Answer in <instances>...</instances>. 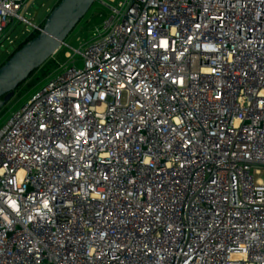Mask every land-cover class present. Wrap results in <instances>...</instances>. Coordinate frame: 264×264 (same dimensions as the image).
<instances>
[{"label":"built area","instance_id":"built-area-1","mask_svg":"<svg viewBox=\"0 0 264 264\" xmlns=\"http://www.w3.org/2000/svg\"><path fill=\"white\" fill-rule=\"evenodd\" d=\"M105 5L0 127V264H264V0Z\"/></svg>","mask_w":264,"mask_h":264},{"label":"rangeland","instance_id":"rangeland-1","mask_svg":"<svg viewBox=\"0 0 264 264\" xmlns=\"http://www.w3.org/2000/svg\"><path fill=\"white\" fill-rule=\"evenodd\" d=\"M61 0H36L29 9V14L26 16L27 21L34 24L32 27L24 22L16 23L10 33V40L5 41L0 46V66L7 61L8 57L32 34L35 27L40 26L46 18L51 14L52 10ZM126 0H98L91 8L87 16L81 21L77 28L72 32L66 41V46L63 47L53 59L47 62L40 70L35 73L33 78L27 82L25 86L18 89L15 97L2 110L0 114V127H2L12 115L19 110L30 100V93L41 86L44 81L55 73L59 66H65L69 63L67 55H71L72 59L79 60L76 51H79L96 33V30H101L105 22L111 17L112 11L105 5L108 2L111 8L117 9L120 3ZM78 67H82L78 63Z\"/></svg>","mask_w":264,"mask_h":264},{"label":"water","instance_id":"water-1","mask_svg":"<svg viewBox=\"0 0 264 264\" xmlns=\"http://www.w3.org/2000/svg\"><path fill=\"white\" fill-rule=\"evenodd\" d=\"M98 0H61L39 35L0 68V112L30 76L66 46V41Z\"/></svg>","mask_w":264,"mask_h":264},{"label":"trees","instance_id":"trees-1","mask_svg":"<svg viewBox=\"0 0 264 264\" xmlns=\"http://www.w3.org/2000/svg\"><path fill=\"white\" fill-rule=\"evenodd\" d=\"M61 2V1H60ZM59 2V3H60ZM59 3H58V5H59ZM57 5V6H58ZM57 6H55L54 7V9L57 7ZM53 9V10H54ZM52 10V11H53ZM49 17V16H48ZM47 17V18H48ZM47 18H46V20H47ZM46 20L40 25V26H38L37 28L38 29H34L33 30V32H32V34H30V36L12 53V55H10L9 57H8V59H7V61L17 52V51H19L21 48H23L28 42H30V41H32L34 38H36L38 35H39V33H40V30H42L43 29V27H44V25H45V23H46ZM6 61V62H7ZM6 62H4L1 66H0V68L6 63ZM35 73H37V71L36 72H34L31 76H30V78H29V80L27 81L28 83H29V81L31 80V78H33V76L35 75ZM27 82H25L24 84H22L18 89H21L23 86H25L26 84H27ZM2 113V111L0 112V114Z\"/></svg>","mask_w":264,"mask_h":264}]
</instances>
